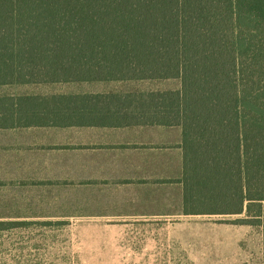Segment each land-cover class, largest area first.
Here are the masks:
<instances>
[{"label": "trees", "instance_id": "16d2710c", "mask_svg": "<svg viewBox=\"0 0 264 264\" xmlns=\"http://www.w3.org/2000/svg\"><path fill=\"white\" fill-rule=\"evenodd\" d=\"M172 80L142 106L181 129L184 212L259 228L264 264V0H0V86Z\"/></svg>", "mask_w": 264, "mask_h": 264}, {"label": "crops", "instance_id": "0c3cea01", "mask_svg": "<svg viewBox=\"0 0 264 264\" xmlns=\"http://www.w3.org/2000/svg\"><path fill=\"white\" fill-rule=\"evenodd\" d=\"M151 83L162 82L69 83L61 85L79 89L0 92V189L35 198L9 202L71 205L70 211L34 219L76 221L72 225L84 230L81 235L173 232L148 226L188 216L179 182L181 129L145 122L149 107L142 106L151 93L175 89ZM49 85L58 84L0 89ZM132 254L129 264L141 260L139 252ZM112 257L106 255L104 264L126 263Z\"/></svg>", "mask_w": 264, "mask_h": 264}, {"label": "rangeland", "instance_id": "374dc122", "mask_svg": "<svg viewBox=\"0 0 264 264\" xmlns=\"http://www.w3.org/2000/svg\"><path fill=\"white\" fill-rule=\"evenodd\" d=\"M151 85L162 90L176 89L179 82ZM77 89L76 85L58 84L3 88L0 92L55 93ZM14 192L17 190L0 189V222L12 223L0 230V264H104L105 256L110 254L112 259L129 264L134 252L142 256L134 264H262L261 230L233 224L237 216L188 215L169 224L158 221L148 225L174 229L164 235H81L77 233L84 230L72 225L76 221L34 219L44 213L70 211L71 205L9 202L35 199L9 195ZM126 246L133 247V252H126L130 249Z\"/></svg>", "mask_w": 264, "mask_h": 264}]
</instances>
